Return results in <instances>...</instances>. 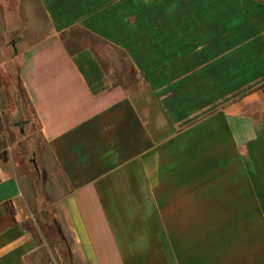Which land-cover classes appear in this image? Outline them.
Instances as JSON below:
<instances>
[{
  "label": "crops",
  "instance_id": "obj_1",
  "mask_svg": "<svg viewBox=\"0 0 264 264\" xmlns=\"http://www.w3.org/2000/svg\"><path fill=\"white\" fill-rule=\"evenodd\" d=\"M48 25L19 83L67 192L75 264H264V0H0ZM84 30L123 52L108 79ZM0 102V115L5 111ZM0 133V264L37 241Z\"/></svg>",
  "mask_w": 264,
  "mask_h": 264
},
{
  "label": "rangeland",
  "instance_id": "obj_2",
  "mask_svg": "<svg viewBox=\"0 0 264 264\" xmlns=\"http://www.w3.org/2000/svg\"><path fill=\"white\" fill-rule=\"evenodd\" d=\"M48 29L36 4L31 12L17 11L16 6L0 11V102L6 108L0 115V133L5 132L14 146L31 214L26 226L38 244L30 264H75L57 216L56 202L67 187L39 134V123L18 80L21 55ZM75 34L91 45L111 82L130 88L138 84L136 72L123 52L84 30L78 29Z\"/></svg>",
  "mask_w": 264,
  "mask_h": 264
},
{
  "label": "trees",
  "instance_id": "obj_3",
  "mask_svg": "<svg viewBox=\"0 0 264 264\" xmlns=\"http://www.w3.org/2000/svg\"><path fill=\"white\" fill-rule=\"evenodd\" d=\"M87 32V31H86ZM89 33V32H88ZM92 37H94L95 39H98V40H100V41H102V42H105L103 39H101V38H99L98 36H96V35H94V34H92V33H89ZM106 43V42H105ZM134 68V67H133ZM134 70H135V68H134ZM136 72V71H135Z\"/></svg>",
  "mask_w": 264,
  "mask_h": 264
}]
</instances>
